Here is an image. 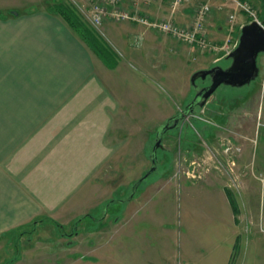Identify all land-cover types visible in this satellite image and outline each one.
I'll return each instance as SVG.
<instances>
[{
  "label": "rangeland",
  "instance_id": "1",
  "mask_svg": "<svg viewBox=\"0 0 264 264\" xmlns=\"http://www.w3.org/2000/svg\"><path fill=\"white\" fill-rule=\"evenodd\" d=\"M56 1L71 9L78 22L94 33L102 45V51L96 53L101 61L122 62L105 34L103 27L108 21L99 28L92 25L88 0H43L36 8L49 11ZM218 1L212 3L211 25L207 26L215 49L226 40L229 47H234L241 27L254 20L264 26V0H242L254 16L238 11L230 27L227 17L232 9L228 5L218 8ZM198 4L194 1L184 8L193 11ZM194 50L173 74L180 96L189 92L181 109L194 97L190 78L195 72L230 63L221 52ZM154 54L156 61L145 57L141 65L148 74L176 64L168 53L160 55L154 50ZM258 67L255 81L242 88L220 86L209 104L197 108L178 128L168 132L165 150L157 154L156 171L139 186L130 205H218L221 197L228 198L244 222L243 248L254 245L264 252V54L258 57ZM130 69L134 73L140 66L131 64ZM122 70L128 71L124 67L117 71ZM164 92L175 94L166 83ZM158 128L148 130L147 157L142 161L137 160L138 141L144 138L133 136L130 161L101 163L96 176L79 177L78 162L54 161V157L48 162L51 157L43 159V149L32 150L29 155L28 142L34 141L30 137L38 130L14 129L11 123H0V264H147L143 253L152 240H143L145 233L135 224L130 231L119 208L125 204L119 201L128 198L134 183L150 169L149 155ZM140 134L143 136V131ZM165 216L160 226L170 229L177 224L176 219L163 221ZM129 232L131 240L126 237ZM159 232L156 230L155 245H171V234L162 236ZM177 253L178 249L174 250V255ZM257 255L256 264H264V253ZM171 262L186 264L178 256Z\"/></svg>",
  "mask_w": 264,
  "mask_h": 264
},
{
  "label": "crops",
  "instance_id": "2",
  "mask_svg": "<svg viewBox=\"0 0 264 264\" xmlns=\"http://www.w3.org/2000/svg\"><path fill=\"white\" fill-rule=\"evenodd\" d=\"M38 1L43 0H0V123L38 130L30 137L34 141L28 142L29 155L43 149V159L51 157L48 162L53 157L54 161L78 162L79 177L96 176L101 163L130 161L133 136L144 138L138 141L137 160L142 161L147 157L148 130L178 114L186 101L189 92L180 96L173 74L181 62L188 61L194 48L140 26L107 22L105 34L122 62H103L62 19L37 9ZM143 11L151 18L163 19L169 14L168 3L148 0ZM192 15L191 7H183L174 19L186 26ZM154 50L170 54L176 64L148 74L141 65L145 57L157 60ZM131 64L140 70L132 73ZM121 67L128 71H117ZM165 83L175 94L164 92ZM133 198L119 208L130 231L135 224L145 233L143 240L151 238L143 253L147 264H171L177 256L186 264H256L257 254L264 253L254 245L243 248L244 222L228 198L221 197L218 205L138 208L130 205ZM168 207L169 211L165 210ZM162 216L163 221L176 219L177 224L170 229L160 226ZM156 230L162 236L171 234V245L163 242L156 246ZM131 235L129 232L127 239H133ZM163 250L168 252L162 254Z\"/></svg>",
  "mask_w": 264,
  "mask_h": 264
},
{
  "label": "built area",
  "instance_id": "3",
  "mask_svg": "<svg viewBox=\"0 0 264 264\" xmlns=\"http://www.w3.org/2000/svg\"><path fill=\"white\" fill-rule=\"evenodd\" d=\"M90 3V20L94 27H102L108 21L112 23H129L140 26L146 30L153 31L158 35L172 38L202 53L221 52L229 55L236 47H229L231 44L226 40L220 47L213 45L208 37L207 22L211 15L213 1L217 0H165L168 3L169 14L161 20L152 19L143 11V6L148 5V0H88ZM199 4L193 10L190 23L186 26L179 25L175 19V13L186 5ZM220 7L228 5L231 12L227 17V26L236 20L237 12H245L254 16L246 2L242 0H219ZM230 38V37H229ZM177 264H183L178 262Z\"/></svg>",
  "mask_w": 264,
  "mask_h": 264
},
{
  "label": "water",
  "instance_id": "4",
  "mask_svg": "<svg viewBox=\"0 0 264 264\" xmlns=\"http://www.w3.org/2000/svg\"><path fill=\"white\" fill-rule=\"evenodd\" d=\"M261 54H264V26L254 20L241 27L237 46L227 57L231 61L227 68L213 66L207 70H199L191 76L190 85L192 87H195V82L198 79L203 81L207 77H209L210 85L196 92L191 103L181 113L166 120L157 129L155 146L150 158L151 168L133 185V190H131L128 198L119 202L125 204L133 198L139 186L156 171V152L158 148H161V136L167 130L169 123H176L184 115L192 113L196 106L203 107L207 99L220 86L242 88L255 81L259 75L258 57Z\"/></svg>",
  "mask_w": 264,
  "mask_h": 264
},
{
  "label": "trees",
  "instance_id": "5",
  "mask_svg": "<svg viewBox=\"0 0 264 264\" xmlns=\"http://www.w3.org/2000/svg\"><path fill=\"white\" fill-rule=\"evenodd\" d=\"M49 12L59 15L67 23V25L95 52L102 51L100 41L95 38L94 33L85 28L82 23L73 16V11H70L65 4L56 1L51 7ZM105 51V50H104Z\"/></svg>",
  "mask_w": 264,
  "mask_h": 264
},
{
  "label": "flooded vegetation",
  "instance_id": "6",
  "mask_svg": "<svg viewBox=\"0 0 264 264\" xmlns=\"http://www.w3.org/2000/svg\"><path fill=\"white\" fill-rule=\"evenodd\" d=\"M226 58H227V56H226ZM230 63H231V61H230ZM230 63H229V65H230ZM214 66H219V67H222L223 69H225V68H227L228 67V65L227 66H221V65H218V64H216V65H214ZM213 67V66H212ZM212 67H210V68H212ZM209 68V69H210ZM207 70V69H206ZM198 82H200V84L198 83ZM208 82V83H207ZM210 85V81H209V77H207L205 80H201V79H198L196 82H195V87H193V90H194V95L196 94V92H198V91H200L202 88H205V87H207V86H209ZM210 98H208L207 99V101L205 102V104L203 105V107H205L207 104H209L208 102V100H209ZM193 100V99H192ZM191 100V101H192ZM221 100V99H220ZM191 101H189L187 104H185L184 105V108L186 107V106H188L190 103H191ZM203 107H199V106H196L195 108H194V110H193V112L192 113H190V114H188V115H184L182 118H180L176 123L175 122H171V123H169V126H168V128H167V130H165L163 133H162V136H161V148H158V150H157V152H156V159H157V154H158V152H163L164 150H165V147H164V141H165V137H167L168 135H169V133L168 132H170V131H174L176 128H178L181 124H182V121L185 119V118H189L190 116H192L194 113H195V110L197 109V108H203ZM184 108L183 109H181L180 111H179V113H181L183 110H184ZM178 113V114H179ZM178 114H176V115H178ZM175 115V116H176ZM174 117V116H173ZM156 135H157V131H156ZM156 135H155V139H154V144H153V146H152V150H151V153H150V155H149V157L151 158V154H152V151H153V148H154V146H155V141H156ZM166 151H167V149H166ZM151 168V167H150ZM135 184V183H134ZM107 210V209H106ZM107 212V211H106Z\"/></svg>",
  "mask_w": 264,
  "mask_h": 264
}]
</instances>
